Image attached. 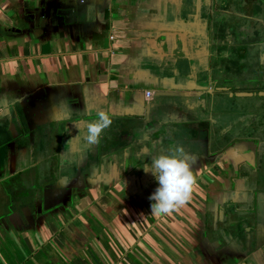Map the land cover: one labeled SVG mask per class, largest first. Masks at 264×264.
I'll return each mask as SVG.
<instances>
[{"label":"crops","instance_id":"0c3cea01","mask_svg":"<svg viewBox=\"0 0 264 264\" xmlns=\"http://www.w3.org/2000/svg\"><path fill=\"white\" fill-rule=\"evenodd\" d=\"M218 9L0 0V264H264V168L255 141L231 143L241 104ZM100 111L112 124L89 145ZM176 148L191 201L154 216L145 169Z\"/></svg>","mask_w":264,"mask_h":264},{"label":"flooded vegetation","instance_id":"af4514ba","mask_svg":"<svg viewBox=\"0 0 264 264\" xmlns=\"http://www.w3.org/2000/svg\"><path fill=\"white\" fill-rule=\"evenodd\" d=\"M215 2L219 6V11L209 22L214 30L217 29L214 37L221 36L224 42L231 40L232 48L235 45L236 50L233 51L234 57L239 54L238 58H234L231 74L233 81L230 82L232 89L227 91L228 95L241 104L237 108L238 123L241 128L237 135L231 138V143L255 141L259 148L256 153L257 164L259 163L258 168L262 169L264 168V0H215ZM245 7L247 10L249 7L253 13L247 14ZM215 44L219 46L220 41H215ZM220 88L222 92L226 91L223 87ZM222 139L224 140L225 137Z\"/></svg>","mask_w":264,"mask_h":264},{"label":"clouds","instance_id":"9594fccd","mask_svg":"<svg viewBox=\"0 0 264 264\" xmlns=\"http://www.w3.org/2000/svg\"><path fill=\"white\" fill-rule=\"evenodd\" d=\"M98 119L88 123L84 133V140L89 144H98L102 133L112 124L108 112L97 113ZM183 148H176L170 154H161L151 160V171L157 181L158 187L149 197L151 213L154 216L170 215L191 201L192 192L196 184L191 165L181 158Z\"/></svg>","mask_w":264,"mask_h":264},{"label":"rangeland","instance_id":"374dc122","mask_svg":"<svg viewBox=\"0 0 264 264\" xmlns=\"http://www.w3.org/2000/svg\"><path fill=\"white\" fill-rule=\"evenodd\" d=\"M245 9H246V7H245ZM247 10V9H246ZM247 14H250V13H253V11H251V9L248 7V10H247ZM255 12V11H254ZM256 13V12H255ZM263 16H264V12H263ZM236 50H235V45H234V52H235ZM234 52L232 53L233 54V56H234ZM239 55V54H238ZM238 55H236L234 58H238Z\"/></svg>","mask_w":264,"mask_h":264},{"label":"built area","instance_id":"2783aa9c","mask_svg":"<svg viewBox=\"0 0 264 264\" xmlns=\"http://www.w3.org/2000/svg\"><path fill=\"white\" fill-rule=\"evenodd\" d=\"M145 95H146L147 98H149L151 96V92L147 91V92H145Z\"/></svg>","mask_w":264,"mask_h":264}]
</instances>
